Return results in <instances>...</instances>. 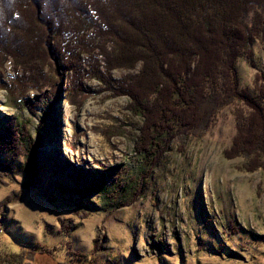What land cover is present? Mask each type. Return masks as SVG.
Returning a JSON list of instances; mask_svg holds the SVG:
<instances>
[{
  "label": "rangeland",
  "instance_id": "obj_1",
  "mask_svg": "<svg viewBox=\"0 0 264 264\" xmlns=\"http://www.w3.org/2000/svg\"><path fill=\"white\" fill-rule=\"evenodd\" d=\"M55 1L63 12L65 0ZM18 6L23 16L39 12L34 0H0V254L30 249L20 264H264V150L226 151L238 133L235 105L212 123L197 118L172 134L164 128L162 145L146 136L145 148L156 156L141 153L145 116L121 94L128 70H94L115 54L111 42L107 48V38L98 41L96 57L79 47L85 38L71 43L78 64L71 69L51 56L65 38L60 28L45 20L43 41L53 47L38 48L33 26L18 25V13L10 17ZM8 38L19 48L11 50ZM253 48L260 67L262 49ZM237 70L239 88L254 91L258 69L242 56ZM14 120L30 155L26 147L20 155L4 148Z\"/></svg>",
  "mask_w": 264,
  "mask_h": 264
},
{
  "label": "trees",
  "instance_id": "obj_2",
  "mask_svg": "<svg viewBox=\"0 0 264 264\" xmlns=\"http://www.w3.org/2000/svg\"><path fill=\"white\" fill-rule=\"evenodd\" d=\"M79 1L61 0L64 11L57 12L55 0H34L39 6L40 17L36 11L31 13L32 8L25 10L27 13L23 16L24 7L19 8L21 6L10 11V17L14 18L17 13L23 16L14 20L18 25L25 24L27 30L33 26L31 40H37L38 48L44 50L51 51L53 47L48 40L46 47L43 41L48 35L43 24L45 20L56 30L60 28L59 33L65 34V38L62 45L55 44L57 54L51 53V56L57 59L60 56L71 69L78 67L72 60L76 51L71 43L80 45L85 38L86 44L82 40L79 47L90 52V57H96L94 49L98 47V41L107 38L103 41L106 43L103 47L107 48L111 42L115 54L104 56L103 64L93 65L94 70L100 66H105L106 72L119 67L128 70L121 94L130 97V107L132 102L131 109L136 114L145 116L136 144L141 153L156 156V152L145 148L146 136L150 137L149 143L162 145L158 136L164 141L167 134H172V129L178 125L192 127L197 118L202 123L210 122L211 116L217 119L222 109L231 104L235 105L233 112L238 133L226 151L237 149L240 154H250L259 148L264 150V62L260 67L252 62L253 44H259L264 56V0H118V7L117 1L112 0ZM112 4L115 6L109 7ZM116 22L125 29L123 39L121 32L114 28ZM9 23L7 26L12 28ZM63 25L67 27L64 31ZM15 40L8 38L6 42L11 50L13 45L15 50L19 48ZM24 47L30 49V45ZM242 56L258 69L254 91L239 88L237 62ZM238 103L245 108H240ZM11 123L13 141L6 143L4 148L20 155L26 147L24 154L30 155L32 147L28 153L29 144L26 146L24 138L20 142L21 138L16 134V130H22V124L17 126L15 120ZM166 127L169 129L164 134ZM20 135L24 137V130ZM141 184L143 186L145 180ZM93 187L103 192L108 190L103 184H94ZM78 191L83 196L79 187ZM45 196L53 198L48 194ZM3 231L5 228L0 227V232ZM26 250L30 249H2L0 264L22 263L27 257Z\"/></svg>",
  "mask_w": 264,
  "mask_h": 264
}]
</instances>
